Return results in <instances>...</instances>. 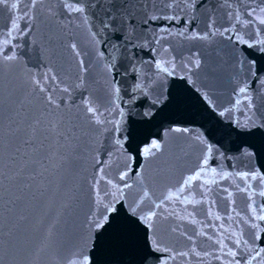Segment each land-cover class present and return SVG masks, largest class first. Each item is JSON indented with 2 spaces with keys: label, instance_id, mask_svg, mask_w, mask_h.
I'll use <instances>...</instances> for the list:
<instances>
[{
  "label": "snow or ice",
  "instance_id": "1",
  "mask_svg": "<svg viewBox=\"0 0 264 264\" xmlns=\"http://www.w3.org/2000/svg\"><path fill=\"white\" fill-rule=\"evenodd\" d=\"M21 3L22 0H0V6H6L13 13L19 11ZM246 3L247 7L241 12L239 7L233 8L232 0H218L217 4H210L209 0H146L142 4L139 0H28L25 10L16 19L11 20L6 37L0 41V260L4 255H8L18 264H34V261L46 253L49 245L45 241L51 238L52 229L49 228L41 238L33 226L35 217L29 215V210L35 207L38 198L49 193L50 186L51 194L48 199L60 192L58 178L62 180L66 166L82 151V138L89 135L83 126L71 119L72 105L68 103L71 98L70 89L83 86L82 77L78 84L53 87L50 81H57L58 77L52 74L51 69L40 78L30 71L19 76L15 74L19 67L16 49L21 45L14 41L22 39L32 31L31 23H26L21 29L17 20L31 21L34 17L30 13L38 10L41 18L52 24H59L62 28H69L76 21H82L88 28V36L98 63L107 75V84L113 97L112 111L119 117L111 120L101 119L103 113H98L93 101L90 98H81L80 106L90 126L111 125V128L101 130L117 134L114 144L118 146V153L125 157L126 164L124 170L111 178L105 175L104 167L97 169V175H94L90 182L89 198L95 208L90 209L86 216L87 236L83 246L65 259V264H99L93 255L98 245L111 243L119 247L124 244L125 239L117 227L122 214L129 228L139 238L141 255L138 264H169L178 257H207L210 253L198 251L194 246L188 251H175L169 247L156 227L158 216L167 219L159 210L165 207L166 201L179 200L182 204L194 205L206 202L189 199L184 193L192 188L195 181L202 180L200 187L204 188L206 185L215 184L217 175L221 179H228L232 174H221L216 168H209L210 156L214 151L209 145L202 156L198 171L189 175L175 192L169 191L158 203L152 200L143 185L140 171H137L134 181L128 182L132 168L127 162H136V156L140 155L147 161L149 157L161 152L163 145L153 139L148 146L143 147L142 152L133 156L129 147H125L128 136L118 135L127 116L125 107H121L120 102L125 106L136 105L138 101L141 106L150 102V109L144 112L143 116L151 117V108L157 105H163L165 108L168 106L165 82L169 77L187 82L199 93L200 88L196 87V80L192 77L198 75V70L201 69L200 53L192 51L183 63L177 65L175 57H167L169 49L161 41L170 36L200 41H209L217 35L226 37L236 46L233 48V55L240 69L238 75L242 74L244 79L234 89L232 106L220 110L218 114L221 117L228 116L231 126L229 134H235L241 141L238 150L249 160L256 157L258 152L250 141L255 137H264V116L256 115L257 105L252 93L258 89L264 90V28L258 27L264 26V0H259V3H256V0H246ZM253 4L256 6L253 7ZM217 7H227V20L235 23H230L227 27H217ZM201 10L208 18L207 31L201 33L195 28L189 31L187 26L193 23L197 18L195 14ZM65 14L67 24L62 19ZM182 19L184 24L181 29H175V24H179ZM160 21L165 23H157ZM153 24H156V27H152ZM237 25H240V28H237ZM79 26L76 24V27ZM249 26H252L254 31H242ZM66 46L70 47L77 57L80 56L75 41ZM145 50L154 58L144 59L142 54ZM79 64L83 71L87 70L83 68L82 59ZM145 64L155 69V79L146 76L143 71ZM118 66L123 68L124 72H119ZM114 69L117 70L115 73ZM117 75L131 77L132 83L125 89L127 100L121 96ZM149 79L151 86L146 82ZM56 92L67 94L68 99H65L64 95L57 98L54 95ZM261 95L264 96V91ZM201 98L215 109L208 93H202ZM241 106L245 110V118H233L231 113L241 110ZM169 131L187 134L190 129L173 127ZM195 139L203 143L200 137ZM143 167L139 165L141 170ZM209 175L210 179L205 178ZM237 175L246 185H237V188L248 193V199L251 201L248 205L250 218L241 217L240 212L233 208L228 219L241 217L237 224L242 222L253 231L250 238H245L243 230L224 228L221 224L220 227L224 228L228 235L220 234V238L214 240L221 253L214 258L224 260V257H228L224 264H264V204L257 206L254 199L256 195L264 197V172L251 168ZM101 181L107 185L103 194L99 188ZM249 181H259L262 187L256 190ZM133 183L142 190V195H134L128 191L133 188ZM207 191L211 189L208 188ZM225 192L231 198L232 193L227 189ZM63 207L67 208L68 204L65 203ZM168 215L174 213L170 212ZM211 215L209 209V216ZM113 218H116L115 222ZM179 218L185 219L183 216ZM215 218L221 219L219 215ZM192 222L196 223L195 220ZM171 231L176 232L177 229L172 228ZM197 235L206 236L208 240L214 239L203 230ZM187 239L195 244L192 236ZM226 239L231 241L232 246L225 243ZM89 244L93 247H89Z\"/></svg>",
  "mask_w": 264,
  "mask_h": 264
},
{
  "label": "water",
  "instance_id": "2",
  "mask_svg": "<svg viewBox=\"0 0 264 264\" xmlns=\"http://www.w3.org/2000/svg\"><path fill=\"white\" fill-rule=\"evenodd\" d=\"M145 2L146 0H139L141 4ZM152 2H158V0H152ZM27 3L28 0H22L20 9L16 13L11 12L6 6H0V41L6 37L11 20L16 19L25 10ZM209 3L217 4L218 0H209ZM232 3L233 8L239 7L241 12L247 7L246 0H232ZM256 3H259V0H256ZM252 6L255 7L256 4ZM228 10L227 7L216 8L217 27H227L230 23H235V21L227 20L225 14ZM30 14L34 17L31 21L17 20L21 29L26 23H31L32 31L22 39L14 41L21 45L16 49L19 67L15 74L19 76L30 71L31 74L40 78L51 69L52 74L58 77L57 81H50L53 87L75 85L80 83L81 77L83 78L82 87L70 89V99L67 94L60 92L54 95L57 98L64 95L65 99H68V103L72 105L71 119L83 126L89 135L82 138V151L66 166L62 180L58 178L60 192L48 199L51 194L50 186L49 193L38 198L35 201V207L29 210V215L35 217L33 226L38 230L41 238L49 228L52 229L51 238L45 241L49 245L48 250L39 260L34 261V264H65V259L83 246L87 236L86 216L90 209L95 208L89 198L90 182L93 176L97 175V169L104 167L106 176L115 177L119 171L124 170L126 160L118 153V146L114 144L117 134L101 130L111 128V125L93 124L90 126L80 106L82 97L90 98L97 107L98 113H103L101 119H119L112 111L113 97L107 84V75L98 63V58L90 43L87 26L83 25L82 21H76L69 28H62L59 24H52L45 18H41L38 10H33ZM195 15L197 18L187 26L189 31L193 28L201 33L207 31L208 18L204 11H198ZM62 19L65 24L68 23L66 14ZM76 24L80 26L76 27ZM183 24L182 19L179 24H175V29H181ZM152 27H156V24ZM258 27L264 28V26ZM237 28H240V25H237ZM242 31L249 32L254 29L249 26ZM73 41L77 43V49L80 51L79 57L70 47L66 46ZM161 43L169 49L167 57H175L177 65L183 63L192 51L200 53L202 66L198 70V75L192 77L196 80V87L200 88V92H196L187 82L169 77L165 82L168 106L165 108L163 105H157L151 108L153 112L151 117L143 116L144 112L149 111L150 102H145L142 106L139 101L136 105L128 106L120 102L121 107H125L127 116L118 135L128 136V143L125 147H129L131 154L136 156L137 152H142L143 147L148 146L153 139L163 145L162 151L156 156L149 157L147 161L140 155L136 156V162H127L132 168L128 182L134 181L137 171H140L144 187L148 190L151 199L158 203L169 191L175 192L184 179L199 170L207 146H212L214 151L210 156L209 168H216L221 174L231 173L232 175L228 179H221L217 175L216 183L206 185L204 188L200 187L202 180L193 182L192 188L187 190L184 196L206 202L194 205L182 204L179 200L166 201L165 207L159 212H162L167 219L158 216L156 227L165 243L175 251H188L194 246L198 251L210 253L207 257H178L169 264H224V261L229 259L228 257H224V260L214 258L221 255L214 240L220 238V234L228 235L224 232V228L243 230L245 238H250V233L253 231L242 222L237 224L241 217L249 216L248 205L251 203L248 193L237 188V185L246 186L237 173L249 171L251 168H258L264 172V137H255L250 141L258 155L249 160L238 150L241 141L235 134H229L231 126L228 116L221 117L218 114L220 110L232 106L234 89L244 79L242 74L238 75L240 69L233 55L235 45L226 37L219 35L211 37L209 41L170 36ZM238 52L237 49V54ZM142 56L146 60L154 58L147 50ZM81 59L84 61L83 68L87 69L86 71L81 69L79 64ZM116 71L114 69V73ZM118 71L122 73L124 69L118 66ZM143 71L147 77L156 78L155 69L150 65L145 64ZM5 77H7V69H5ZM116 79L120 80L121 96L127 100L125 89L132 83L131 77L117 75ZM151 79L146 81L150 86ZM262 91L264 90L258 89L252 93L255 98L254 103L257 105V116H264ZM205 92L211 97L215 109L201 98V94ZM244 111L241 106V110L233 111L231 116L243 120ZM173 127H186L190 129V132L187 134L170 132L169 129ZM195 137H200L203 143L197 141ZM139 165L144 166L143 170L139 168ZM205 178L210 179L211 176ZM249 183L256 190L262 187L259 181H249ZM105 187H107L106 183L101 181L99 185L101 194ZM208 188L211 191H207ZM225 189L232 193L231 198L228 197ZM128 191L134 195H142V190L138 189L135 183ZM206 191L207 195H205ZM254 199L257 206L264 204V197L256 195ZM65 203L68 204L67 208L63 207ZM233 208L240 212L241 217H235L233 214L234 218L229 220L228 216L232 214ZM209 209L212 212L211 216H209ZM170 212L174 215L169 216ZM217 215L221 217L220 220L215 218ZM181 216L185 219H180ZM113 219L115 222L116 218ZM221 224L224 228L220 227ZM117 227L125 243L119 247L111 243L98 245L93 255L98 259L99 264H138L141 255L139 238L129 228L123 214ZM172 228H176L177 231L172 232ZM201 230L213 236L214 239L208 240L206 236L197 235ZM181 233H186V235H181ZM188 236L194 238L195 244L187 239ZM225 243L232 246L230 240L226 239ZM89 247L93 246L89 244ZM0 264H18V262L4 255Z\"/></svg>",
  "mask_w": 264,
  "mask_h": 264
}]
</instances>
